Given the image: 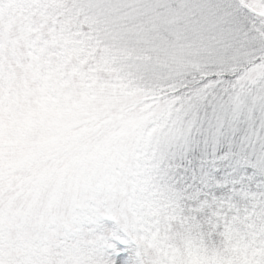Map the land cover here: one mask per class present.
Masks as SVG:
<instances>
[{
    "label": "snow or ice",
    "instance_id": "1",
    "mask_svg": "<svg viewBox=\"0 0 264 264\" xmlns=\"http://www.w3.org/2000/svg\"><path fill=\"white\" fill-rule=\"evenodd\" d=\"M0 264H264V0H0Z\"/></svg>",
    "mask_w": 264,
    "mask_h": 264
}]
</instances>
